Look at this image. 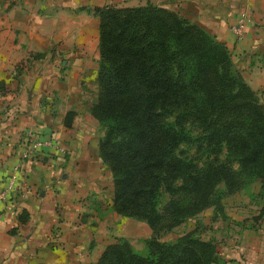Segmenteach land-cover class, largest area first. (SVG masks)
Here are the masks:
<instances>
[{
	"label": "crops",
	"instance_id": "1",
	"mask_svg": "<svg viewBox=\"0 0 264 264\" xmlns=\"http://www.w3.org/2000/svg\"><path fill=\"white\" fill-rule=\"evenodd\" d=\"M106 4L165 7L197 24L224 43L264 103V0H0V189L19 165L14 205L0 201V264H95L114 241L104 231L120 216L104 199L113 191L99 156L104 127L90 111L99 18L87 9ZM242 12L244 33L236 38L231 25ZM32 54L44 56L16 74ZM28 131L55 138L66 151L23 156L19 142ZM259 191L256 181L255 189L222 199L223 215L210 221L207 236L214 237V264H264V216L254 219L264 205Z\"/></svg>",
	"mask_w": 264,
	"mask_h": 264
},
{
	"label": "trees",
	"instance_id": "2",
	"mask_svg": "<svg viewBox=\"0 0 264 264\" xmlns=\"http://www.w3.org/2000/svg\"><path fill=\"white\" fill-rule=\"evenodd\" d=\"M87 11L99 18L98 92L90 111L104 127L99 156L112 176L111 209L152 229L147 254L120 238L95 264L217 263L212 239L188 232L163 240L161 231L209 207L223 215L222 199L249 184L245 178L259 181L264 195V103L224 43L179 13L151 4ZM42 56L19 62L16 74ZM191 144L206 155L225 148L244 177L215 159L198 166L182 150ZM161 191L180 199L160 211ZM262 216L264 205L254 219Z\"/></svg>",
	"mask_w": 264,
	"mask_h": 264
},
{
	"label": "rangeland",
	"instance_id": "3",
	"mask_svg": "<svg viewBox=\"0 0 264 264\" xmlns=\"http://www.w3.org/2000/svg\"><path fill=\"white\" fill-rule=\"evenodd\" d=\"M32 61L33 60H30L29 65L30 63H32ZM96 83H97V77H96ZM189 130L192 134H195L193 133L196 130L195 127L189 125ZM182 150L185 153V155L188 158L192 159V161H194L198 166H203L205 163H208L215 159L214 163H221L228 165L230 164L236 172H239V165L237 163V158L235 156L228 154L225 148L222 149V152L212 155H206L205 153H202V151L204 150L203 148H198L196 147V145H192V144L182 145ZM239 175L241 177L243 176V174H241L240 172ZM244 181L249 184H247L242 190L238 192L239 195H242L250 190L255 189L256 181H251L248 178H245ZM232 197L233 195H228L225 198H223V200H230ZM110 198H112V192L109 191L108 194L105 192L104 199L108 200ZM172 199L179 200L180 196L177 194L170 195L165 191H161L158 198L159 210L161 211L165 203L169 202ZM212 208L213 207H209L198 214L186 217L180 224L173 227L169 231L165 232L162 230L161 239L171 240L178 236H181L184 233L193 232L196 236H199L203 239L213 240L214 237L212 235H210V237L207 238V236L211 234V231L213 230L212 225H210V221L213 222L215 220L216 218L215 215H217V217L218 216L220 217L221 215L216 214L212 210ZM110 210L112 209L110 208ZM205 218H207L208 220L207 222H204ZM104 231L106 232V236L114 238L113 242L117 241L120 238H126L131 243L133 249L136 252L141 254H147V247L145 241L152 235V229L150 228V226L147 224L146 221L120 215L118 219L110 220V222L107 221Z\"/></svg>",
	"mask_w": 264,
	"mask_h": 264
},
{
	"label": "built area",
	"instance_id": "4",
	"mask_svg": "<svg viewBox=\"0 0 264 264\" xmlns=\"http://www.w3.org/2000/svg\"><path fill=\"white\" fill-rule=\"evenodd\" d=\"M245 12H242L237 22L231 25V30L233 31L236 38H239L244 33V25H245ZM20 149L23 156H27L28 158H35L38 153L45 148H49L53 151H57L59 153H64L66 151L65 147L58 142L55 138L51 136H38L35 137L33 132L28 131L23 133V136L20 140ZM19 165H15L14 173L10 176L6 186L0 189V201L8 202L9 207L14 205L12 200H9V195L11 191L15 188L16 182V171L18 170ZM56 235L50 237L51 243H56Z\"/></svg>",
	"mask_w": 264,
	"mask_h": 264
}]
</instances>
